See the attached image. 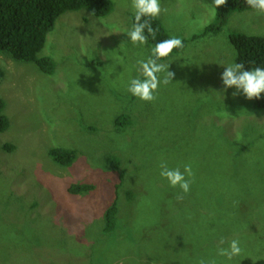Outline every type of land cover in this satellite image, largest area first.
<instances>
[{"label":"rangeland","instance_id":"rangeland-1","mask_svg":"<svg viewBox=\"0 0 264 264\" xmlns=\"http://www.w3.org/2000/svg\"><path fill=\"white\" fill-rule=\"evenodd\" d=\"M111 1L106 17L80 10L56 20L38 53L55 61L52 75L0 51V99L9 120L0 132V264H197L208 217L221 233H262L264 110L224 89L220 64L235 62L228 33L264 35V13H235L221 32L188 42L164 62L172 83L145 102L127 87L152 46L126 35L131 0ZM160 6L158 17L181 39L214 19L212 0ZM121 114L132 123L118 127ZM51 148L74 149L77 158L59 167ZM109 155L118 157V170L106 164ZM161 161L181 171L192 165L187 194L160 176ZM75 183L93 189L69 195ZM115 198L116 229L104 233L103 213Z\"/></svg>","mask_w":264,"mask_h":264},{"label":"trees","instance_id":"trees-1","mask_svg":"<svg viewBox=\"0 0 264 264\" xmlns=\"http://www.w3.org/2000/svg\"><path fill=\"white\" fill-rule=\"evenodd\" d=\"M86 10L92 16L103 18L109 15L113 10L111 0H0V51L6 52L17 61L33 63L45 75H52L55 70V61L48 57H38V53L43 48L47 34L53 29L56 20L66 12ZM214 19L206 25L201 33L193 35L191 38H182L183 48L173 49L172 53L158 61L166 62L173 55L183 52L188 42L198 40L201 37L221 32L227 25L229 18L235 13L254 11L248 7L245 0H227L223 6L215 8ZM149 19L154 29H158L156 39L149 37L148 42L152 47L160 40L173 37L164 26L161 19L145 17ZM134 21V15L131 17V25ZM228 39L235 49V62L245 64V69L260 66L264 68V35H245L241 33H228ZM3 76V69L0 68V78ZM253 109L257 111L264 110V94L259 99L253 98ZM5 103L0 99V132H4L9 127V120L4 112ZM116 125L120 128L126 127L132 123L131 117L121 114L116 118ZM9 146V147H8ZM5 150L13 151L15 146L6 144ZM48 156L54 164L59 167L69 168L77 158V152L74 149L51 148L48 150ZM109 168L118 170L119 159L114 155H109L105 159ZM122 178V176H121ZM204 179V178H202ZM121 184V183H120ZM119 184V185H120ZM118 185V186H119ZM93 189L92 185L75 183L67 188V193L72 196L83 195ZM126 197L133 198L131 191L126 192ZM242 211H247L243 205H237ZM250 208V207H249ZM118 204L117 199L105 209L103 213L104 233H111L117 225ZM264 208H261V213ZM250 216V215H248ZM262 218V216L260 215ZM212 217L206 218L203 222L204 233L202 240L197 247H202V253L197 254L198 259L215 260L216 264H264V228L262 233L254 238L245 239L244 236L237 237L229 232L221 233L220 229L214 230ZM264 223V220H263ZM237 225V224H236ZM264 225V224H263ZM202 230V231H203ZM209 233V234H208ZM208 236L205 238V236ZM216 234L222 236L217 237ZM224 240L221 244L220 241ZM232 239H238L242 248L240 256L227 261L225 257L216 254L217 248L228 247ZM197 251V250H196Z\"/></svg>","mask_w":264,"mask_h":264},{"label":"clouds","instance_id":"clouds-1","mask_svg":"<svg viewBox=\"0 0 264 264\" xmlns=\"http://www.w3.org/2000/svg\"><path fill=\"white\" fill-rule=\"evenodd\" d=\"M227 0H212L215 8L223 6ZM248 7L258 12L264 13V0H245ZM131 7L134 10V21L131 29L126 35L133 44H147L149 37L156 39L158 29H154L149 19L145 17L155 18L159 16L162 9L160 0H131ZM183 48V42L179 37H170L160 40L150 49V55L145 60H138V71L140 77L132 78L127 87V91L135 98L141 101L152 102L156 99L155 93L161 84L168 85L172 83L174 73L169 71V64L159 63L158 61L168 57L173 49ZM224 70L220 76L224 89L234 88L232 95H244L247 99H259L264 94V68L256 66L254 68L245 69L242 62H233L223 65ZM163 73V77H161ZM160 176L166 179L170 187H179L182 193L187 194L190 185L193 182L194 172L190 163L183 165V171L180 167L169 168L167 162L161 161L159 164ZM178 196L177 199H182ZM221 244L224 243L222 239ZM242 248L238 239H232L228 243V247L217 248L216 254L225 257L227 261H231L234 257L240 256ZM259 259H264L258 258ZM197 264H216L215 260L200 259Z\"/></svg>","mask_w":264,"mask_h":264},{"label":"bare ground","instance_id":"bare-ground-1","mask_svg":"<svg viewBox=\"0 0 264 264\" xmlns=\"http://www.w3.org/2000/svg\"><path fill=\"white\" fill-rule=\"evenodd\" d=\"M9 147V146H8Z\"/></svg>","mask_w":264,"mask_h":264}]
</instances>
